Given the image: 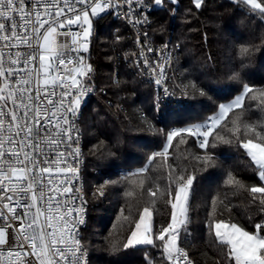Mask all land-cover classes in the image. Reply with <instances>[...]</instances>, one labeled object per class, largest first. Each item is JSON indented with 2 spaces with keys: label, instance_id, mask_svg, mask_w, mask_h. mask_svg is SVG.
<instances>
[{
  "label": "snow or ice",
  "instance_id": "6c2138e0",
  "mask_svg": "<svg viewBox=\"0 0 264 264\" xmlns=\"http://www.w3.org/2000/svg\"><path fill=\"white\" fill-rule=\"evenodd\" d=\"M166 2L177 5L179 0H0V264H89L88 247L79 235L87 201L75 195L79 189L73 182L79 179V168L70 161H77L81 155L76 118L92 91L88 81L93 67L78 54L89 51L95 18L123 14L129 22L143 24L147 9L164 8ZM233 2L246 7L249 14L264 17V3L259 0ZM204 5L205 0H194L196 9ZM134 13L142 19H134ZM74 25L80 31H71ZM64 28L68 30L60 31ZM59 37L66 39L61 43ZM147 51L155 49L148 47ZM140 56L151 73H159L161 78L154 83L160 86L164 65L159 61L150 64L143 51ZM164 59L167 62L171 57ZM230 78L242 80L238 71ZM191 87L194 95L212 99L210 91L214 90ZM163 93L174 94L167 88ZM246 100L256 101V107L264 112V88L243 83L239 95L218 104L217 111L202 123L165 133L145 120L146 130H154L166 140L163 150L149 157V163L157 157L167 161L174 140L186 144L192 139L205 150L194 157L200 167L215 168L217 158L209 149L217 143L235 142L250 158L257 183L248 184L231 172L225 183L247 193L264 212V121L244 119ZM156 108L159 111V101ZM230 114L235 119H230ZM168 168L163 195L171 209L169 223L154 230L153 211L143 208L122 247L144 251L147 264H155L147 254L149 247L161 249L166 264H195L186 245L197 177L186 169ZM139 171L146 172L147 168ZM149 191L155 197L159 188ZM97 192L103 196V186ZM209 209L206 228L223 250L227 264H264V220L249 230L239 222L216 218L224 211L231 212L219 196L211 200Z\"/></svg>",
  "mask_w": 264,
  "mask_h": 264
},
{
  "label": "trees",
  "instance_id": "16d2710c",
  "mask_svg": "<svg viewBox=\"0 0 264 264\" xmlns=\"http://www.w3.org/2000/svg\"><path fill=\"white\" fill-rule=\"evenodd\" d=\"M171 8L175 11L170 12ZM119 27L112 15L96 20L89 51V63L93 67L90 81L97 86L98 93L82 112L84 176L89 193L94 186H103L104 193L102 197L91 195L87 222L82 230L90 264H147L144 251L124 249L122 245L145 207L153 211L154 230L169 223L171 209L163 195L169 165L177 171L186 169L197 177L188 225L191 235L186 245L190 257L195 264H227L223 250L206 228L209 205L219 196L231 207V212L224 211L222 217L216 218L239 222L249 230L264 220L260 205L254 204L247 193L225 183L229 172L248 184L257 183L250 158L235 142L217 143L209 149L217 158V167L205 170L194 159L205 150L188 139L186 144L173 141L167 161L157 157L149 163V157L163 150L166 140L164 135L146 130L145 120L166 133L173 128L204 122L217 111L218 104L239 95L243 83L264 88V17L249 14L246 7H237L233 0H205L201 9L195 8L194 0H179L177 5L166 2L164 8L155 7L152 33L159 41L169 39L181 45L182 78L190 94L182 107L167 106L159 111L153 87L138 78L121 59L122 41L113 32ZM244 48L248 49L247 53L243 52ZM237 71L241 81L230 78ZM191 85L214 90L210 91L212 99L194 95ZM108 101L120 103L121 111L115 112ZM245 109V120L264 121V112L256 107V101L246 100ZM230 119L235 116L230 114ZM142 168L147 171L141 173ZM157 188L159 191L153 197L149 190ZM161 252L159 248L147 249L155 264L164 262Z\"/></svg>",
  "mask_w": 264,
  "mask_h": 264
},
{
  "label": "built area",
  "instance_id": "2783aa9c",
  "mask_svg": "<svg viewBox=\"0 0 264 264\" xmlns=\"http://www.w3.org/2000/svg\"><path fill=\"white\" fill-rule=\"evenodd\" d=\"M155 7H151L146 10L147 15V22L143 24H135L133 22H129L128 19L123 18V14L116 15L114 13L103 14L105 15H112L116 18L120 24V29L115 28L113 30L114 37L119 39L121 45L119 46L121 59L128 65V69L132 71L138 78L143 81L148 82L154 89L157 97V102H160V108L163 109L167 106H173L176 108L182 107L187 101L189 100V88L183 82L182 78V71L181 65L179 61V52L181 50V45L177 42H172L169 39H164L163 41H159L155 38L154 34L152 33V21H153V13ZM134 19H142L139 16V13L133 14ZM100 18H95L94 21ZM68 28L61 29L60 31H67ZM71 31H80L78 26H72ZM120 31V32H119ZM144 33H147V37L144 36ZM66 38L59 37L60 42L62 43ZM139 41V43H138ZM167 45V48L164 46ZM91 46V43H90ZM89 46V51H90ZM148 47L155 49V51L149 53L147 51ZM89 51L87 53L80 52L78 55L84 56L87 62V58L89 57ZM141 51L147 55L149 63L155 64L156 61H159L164 65V76L162 78V84L157 86L154 83V80L159 77V73H151L149 68L144 64L143 57L140 56ZM73 56L77 55L75 53L72 54ZM170 56V61H165L164 57ZM170 64V66H169ZM115 80L117 79V73L114 74L113 77ZM89 86L91 87L92 91L84 98L80 112L76 118L77 127L80 130V138H79V147L81 149V155L77 161L72 162L73 166L79 168V179L74 181V188H78L79 192L75 193V195L83 196V200L87 201L86 213L84 215L85 223L83 225H79V235L82 238V230L86 225L87 222V210L91 202V195L94 194L95 197H102L97 192L98 186H94L91 193L88 192L85 182L84 176V166H85V152H84V130L81 124L82 112L86 105V103L96 96L98 93L97 86L88 81ZM163 88H167L169 93H174L169 96H164ZM185 91L188 92V95H185ZM156 102V103H157ZM109 105L114 107L115 112L121 111L122 105L121 104H112L111 101H108ZM19 211V210H18ZM90 264V258H89ZM162 264H166L164 261Z\"/></svg>",
  "mask_w": 264,
  "mask_h": 264
},
{
  "label": "rangeland",
  "instance_id": "374dc122",
  "mask_svg": "<svg viewBox=\"0 0 264 264\" xmlns=\"http://www.w3.org/2000/svg\"><path fill=\"white\" fill-rule=\"evenodd\" d=\"M94 31H95V21L93 20V34H92V37H91V41L93 39V35H94ZM85 63H86V59H85ZM234 99V98H233ZM231 101V100H230ZM228 101V102H230ZM228 102H225V103H228ZM116 104H120V103H116Z\"/></svg>",
  "mask_w": 264,
  "mask_h": 264
},
{
  "label": "water",
  "instance_id": "95a60500",
  "mask_svg": "<svg viewBox=\"0 0 264 264\" xmlns=\"http://www.w3.org/2000/svg\"><path fill=\"white\" fill-rule=\"evenodd\" d=\"M87 62L89 63V57L87 58Z\"/></svg>",
  "mask_w": 264,
  "mask_h": 264
}]
</instances>
